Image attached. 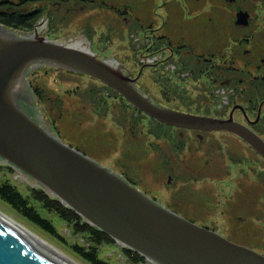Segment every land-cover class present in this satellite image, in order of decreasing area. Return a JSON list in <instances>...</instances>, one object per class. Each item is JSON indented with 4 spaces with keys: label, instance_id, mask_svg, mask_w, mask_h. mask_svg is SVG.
Wrapping results in <instances>:
<instances>
[{
    "label": "rangeland",
    "instance_id": "obj_1",
    "mask_svg": "<svg viewBox=\"0 0 264 264\" xmlns=\"http://www.w3.org/2000/svg\"><path fill=\"white\" fill-rule=\"evenodd\" d=\"M52 1L54 0L46 2L49 5L47 12L42 10V15L50 18V29L45 35L46 38L65 42L69 38L85 34L92 50L99 53L100 57L113 56L121 64L124 61L132 66L136 56L141 64L140 69L142 68L139 55L142 50H138L141 44L135 36H129V31L142 34L141 26L150 24L160 34L165 32L174 45H189L196 54L207 52L211 48L216 51V56L227 55V50L225 51L224 45L220 46V43H217V47L212 45L204 48L207 47L206 41L210 39L198 36L193 31V25L196 26V23H189V28L186 26L188 22L181 24L172 17H163L161 10L164 9L163 5L165 7L164 2L169 0H145V4L141 6L139 5L142 0H64L54 5L51 4ZM32 3L33 6L40 7L41 1ZM207 9L190 12L185 10L184 18H201V13ZM124 17L128 20L122 19ZM182 27H185V30ZM22 31L33 33L32 30ZM127 47L135 50V56L132 51L127 52ZM173 58H179L178 53H175ZM151 60L156 61V65L160 63V52L154 54ZM173 63L176 69L178 65L175 61ZM163 68L164 71H171L169 64ZM85 76L55 69L29 75L30 85L40 88L41 106L47 117L52 122L56 120L57 127L54 129L60 139L138 184L141 190H149L151 197L155 196L162 204L177 208L180 213L187 215L186 219L214 229L229 240L264 255V161L250 160L254 162V167H250L249 163L239 164L242 146L230 137V140H227L223 131L204 135V144L200 145V142L195 141L194 146L190 143L194 137L186 131L184 137L187 149L180 154L169 156L166 154L165 139L156 138L159 132L155 129V123L128 107L130 105L112 88ZM149 83H152L150 75H143L140 85L147 90L148 86L145 84ZM148 89L155 92V84H151ZM209 89L214 98V106L210 110L223 112L227 103L222 87L211 85L207 90ZM227 141L231 142V150L235 151L234 160H231L227 153ZM207 149L210 151L207 152ZM206 159H211V163L206 164ZM240 167L244 168L243 175L242 172L239 174ZM133 173L136 177L131 176ZM167 175L176 181L169 184ZM5 179L26 195L43 217L50 219L57 236L65 239V242L28 222L1 200L0 209L28 225L49 242L52 241L51 243L77 261L89 264L75 255L70 247V244L80 242L81 238L75 239L64 221L34 201L32 189H38L36 181L0 160V181ZM169 191H173V194L166 202ZM46 194L52 197L50 192ZM83 244L87 246L88 243ZM123 248L116 242L100 243L98 247L100 256L108 259L110 264H153L145 259L136 262L122 252Z\"/></svg>",
    "mask_w": 264,
    "mask_h": 264
},
{
    "label": "water",
    "instance_id": "obj_2",
    "mask_svg": "<svg viewBox=\"0 0 264 264\" xmlns=\"http://www.w3.org/2000/svg\"><path fill=\"white\" fill-rule=\"evenodd\" d=\"M0 24V160L75 211L123 247L153 264H264V255L196 224L145 194L137 185L60 139L39 103L29 75L49 69L87 75L161 123L200 131H228L264 158V141L228 118L163 105L113 56L100 57L86 35L65 42ZM0 264H66L28 236L0 222Z\"/></svg>",
    "mask_w": 264,
    "mask_h": 264
},
{
    "label": "flooded vegetation",
    "instance_id": "obj_3",
    "mask_svg": "<svg viewBox=\"0 0 264 264\" xmlns=\"http://www.w3.org/2000/svg\"><path fill=\"white\" fill-rule=\"evenodd\" d=\"M32 1L39 0H0V23L3 24L4 21L11 19L17 22L25 20L23 21L24 24H28L31 28L23 27L18 30L26 29L28 32L32 30L33 33L31 34H35V26L42 24L46 18L42 15V10L45 9L47 12L49 5L46 2L50 0H40V7L33 6ZM61 1L64 0H54L51 4H60ZM164 3L165 7L163 5L164 9L161 10L163 17H172L173 20L176 19L181 24L188 22L186 26L189 28L191 26L188 25L189 23H196V26L193 25V31L198 36L210 39L206 41L207 47L204 48L212 47V45L217 47V43H220V46L223 44L225 51L227 50V55L216 56V51L211 48L207 52L202 51L201 54H196L189 48V45L183 43L178 46L174 45L165 32L160 34L158 30L153 29L151 24L141 26L142 34L133 30L129 31V36H135L141 44V48L138 50H142V53L139 55L156 54V49L153 50L154 45L150 43L157 40L159 42L157 47L161 50L159 51L161 61H166V59L177 60V70L173 69L166 72L174 74L180 67L185 66L187 70L181 71V79L186 80L192 73H195L197 77H200L201 89L207 91L211 85L222 87L227 103L223 109V118L232 116L233 120L252 130L264 141V0H169ZM142 4H145V0H142L139 6ZM203 8L208 9L201 13V18H198L199 16L184 18L185 10L190 12ZM122 19L128 20L126 17ZM182 29L185 30V27ZM175 53H178L179 58H173ZM173 62L167 61L166 63L171 64ZM32 89L41 104L42 93L40 88L32 87ZM194 114L204 115V113ZM55 121V119L53 122L50 121L54 128L57 127ZM172 128L179 129L178 133L180 134L188 131L194 138L200 139L202 142L204 135L213 133L178 127ZM223 133H225L227 140L230 137L241 144L243 151L239 157V164L247 165L249 163L250 167H254V162L250 160L264 161V158L243 139L228 131H223ZM227 142L229 143L227 153L229 158L234 160L235 151L231 150L233 147L230 146L231 142ZM210 163L211 159L206 162V164ZM240 169L239 174L244 172V168L240 167ZM131 176L136 177V174H131ZM167 178L169 184L174 183L175 178L170 177V175H167ZM171 178H173L172 182H170ZM203 189L208 190V188ZM143 192L151 197L149 190H143ZM169 192L166 202L171 199L173 194V191ZM207 197L208 195L205 196V198ZM151 198L162 204L155 196ZM162 205L178 215L188 218L187 215L180 213L177 208H172L170 204Z\"/></svg>",
    "mask_w": 264,
    "mask_h": 264
},
{
    "label": "trees",
    "instance_id": "obj_4",
    "mask_svg": "<svg viewBox=\"0 0 264 264\" xmlns=\"http://www.w3.org/2000/svg\"><path fill=\"white\" fill-rule=\"evenodd\" d=\"M23 21L17 22L11 19L9 21H4L3 24L6 26H12L15 29H21L23 27H27L28 29H30L31 26H29L28 24H24ZM158 43L159 42L157 40L156 42L150 43L151 45H154L153 50L156 49L155 51L157 52L161 51L160 48L157 47ZM129 51H132V54L135 56L136 52L133 48L128 49V52ZM127 54L131 55L130 53ZM168 60L170 61L173 60L175 62L177 61L176 59H168ZM161 62L163 64H160ZM161 62L160 63L158 62L157 65L155 64L156 67L144 68L137 79V82L140 84V79L143 77V75L145 74L150 75V79L152 83H149V85L145 84V86L150 87L151 84H155V90H156L155 92L149 90L147 87V91L151 95L155 94L154 97L159 99V101L163 105L176 110H181L190 113H194V112L204 113V115L206 114L211 116L223 117L224 115L223 112L221 111L217 112V110H215L216 112H212L210 110V108L214 106V100H213L214 98L212 97L211 92H209L210 89L205 91L204 89L200 88L199 76L197 77L195 73H192L189 78L183 80L181 79L180 73L181 71H184L186 69L185 66L180 67L178 71L172 74L164 71L163 67L165 64H167L166 63L167 60L166 61L163 60ZM122 64L125 65V67L129 69L130 73L133 74L134 76L138 73L141 67L140 66L141 64L138 62L136 56H135V64H133L132 66L128 65L124 61L122 62ZM131 67H133V69ZM145 71H147V73H145ZM100 84H102L103 86L105 85L101 82ZM128 107L132 108L134 111L138 112L143 117L150 119L152 123L156 124L155 129L159 132L156 138L165 139V142L167 143V149H166L167 155L171 156L174 154H180L187 149L188 147L187 141L183 133L181 134L178 133L179 129L172 128L173 126L153 120L150 117L143 114L141 111L132 107L131 105ZM216 113L218 114L216 115ZM191 139L192 140L190 141V143L193 146L195 144L194 143L195 141L197 143L200 142L199 143L200 145L204 144V141L202 142L200 139L197 138H191ZM135 185L138 186V184ZM32 190H33L34 201L40 203L44 209L48 210L49 212L60 218V220L64 221V223L70 228L68 229L69 233L72 234L74 237H76L75 239L79 240L81 238L80 242L76 241L70 244V247L75 255L79 256L89 264H110L108 259H104L100 256L98 247L100 243H106V242L114 243L115 242L114 239H112L110 236H108L107 234H105L103 231L99 230L95 226L88 224L77 213H75L73 209L66 207L58 199L54 197H50L43 190L39 188ZM0 200L3 203H5L7 206L12 208V210L15 211L22 218L34 224L35 226L39 227L45 233L50 234L53 237H56L59 241L63 243L65 242V239H62L57 236L56 229L54 225L51 223L50 219L47 217H43L41 213L37 210L36 206L29 202V198L26 195H23L22 192L15 185L10 183L7 179L0 181ZM86 242L88 243L87 246L83 244ZM122 252L125 255H128L129 258L135 260L136 262H138L139 259L140 261L141 260L143 261L145 259L140 254L126 247L123 248Z\"/></svg>",
    "mask_w": 264,
    "mask_h": 264
},
{
    "label": "bare ground",
    "instance_id": "obj_5",
    "mask_svg": "<svg viewBox=\"0 0 264 264\" xmlns=\"http://www.w3.org/2000/svg\"><path fill=\"white\" fill-rule=\"evenodd\" d=\"M33 36H37V34L35 33L33 34ZM0 222L15 233L28 236L33 242L54 254L58 259H60L64 263L82 264L81 262L77 261L74 257L67 254L66 251L64 252L62 249L51 243L52 241L49 242L48 240H46L47 238L45 239L41 235L37 234L35 231L30 229L28 225L26 226L24 223L20 222L19 220H17L16 218L1 209Z\"/></svg>",
    "mask_w": 264,
    "mask_h": 264
},
{
    "label": "built area",
    "instance_id": "obj_6",
    "mask_svg": "<svg viewBox=\"0 0 264 264\" xmlns=\"http://www.w3.org/2000/svg\"><path fill=\"white\" fill-rule=\"evenodd\" d=\"M153 55H146V57H144V56H141V58H140V60H141V63L142 64H147V63H149V64H155L156 63V61H152L151 60V57H152ZM153 58H156V57H153ZM170 65V69H171V71L174 69V64L173 63H171V64H169ZM223 92H224V90H223Z\"/></svg>",
    "mask_w": 264,
    "mask_h": 264
}]
</instances>
